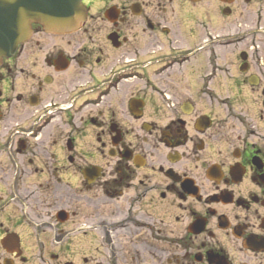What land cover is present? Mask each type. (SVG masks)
<instances>
[{
    "label": "flooded vegetation",
    "instance_id": "1",
    "mask_svg": "<svg viewBox=\"0 0 264 264\" xmlns=\"http://www.w3.org/2000/svg\"><path fill=\"white\" fill-rule=\"evenodd\" d=\"M260 1L33 24L0 61V264H264Z\"/></svg>",
    "mask_w": 264,
    "mask_h": 264
},
{
    "label": "water",
    "instance_id": "2",
    "mask_svg": "<svg viewBox=\"0 0 264 264\" xmlns=\"http://www.w3.org/2000/svg\"><path fill=\"white\" fill-rule=\"evenodd\" d=\"M85 14L83 0H0V61L29 39L33 23L46 31L69 32Z\"/></svg>",
    "mask_w": 264,
    "mask_h": 264
},
{
    "label": "rangeland",
    "instance_id": "3",
    "mask_svg": "<svg viewBox=\"0 0 264 264\" xmlns=\"http://www.w3.org/2000/svg\"><path fill=\"white\" fill-rule=\"evenodd\" d=\"M261 3V4H260ZM260 3H252L250 5H246V4H241V13L243 14L242 18L240 19L239 22H241V26L243 27V23H248L251 22V27H256L255 26V18L258 17V14H262V18L263 20L261 21V24L264 27V1H260ZM260 4V6H259ZM237 22L233 23V21L231 20L230 22V26L231 28L233 27H237V28H241L240 26H237ZM258 27V26H257Z\"/></svg>",
    "mask_w": 264,
    "mask_h": 264
}]
</instances>
